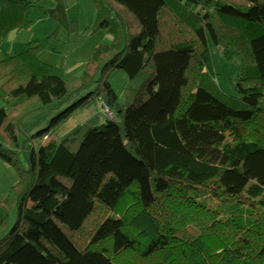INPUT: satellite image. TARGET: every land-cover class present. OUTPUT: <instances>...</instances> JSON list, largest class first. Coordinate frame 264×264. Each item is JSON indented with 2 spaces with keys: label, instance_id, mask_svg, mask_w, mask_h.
<instances>
[{
  "label": "trees",
  "instance_id": "16d2710c",
  "mask_svg": "<svg viewBox=\"0 0 264 264\" xmlns=\"http://www.w3.org/2000/svg\"><path fill=\"white\" fill-rule=\"evenodd\" d=\"M92 1L113 41L76 88L38 41L0 61V160L19 175L0 264H264V0ZM33 7L0 0V42ZM212 44L242 62L237 95L216 83ZM93 101L114 118L66 130ZM70 102L20 143L23 119Z\"/></svg>",
  "mask_w": 264,
  "mask_h": 264
},
{
  "label": "rangeland",
  "instance_id": "374dc122",
  "mask_svg": "<svg viewBox=\"0 0 264 264\" xmlns=\"http://www.w3.org/2000/svg\"><path fill=\"white\" fill-rule=\"evenodd\" d=\"M28 1L34 6L29 14L32 25L28 29L19 31L18 35H14L16 31L10 33L5 41L0 42V60L6 57L4 51L14 53L9 50L14 42L16 51L22 53L24 52L22 48H17L19 45L25 42L28 46L31 41H38L37 43L43 45L40 59L46 64L61 69L68 85L76 88L97 47L111 45L112 35L104 29L95 28L97 12L92 0H61L64 5L62 11H58L59 0ZM47 11H55V15H50ZM211 63L216 83L221 91L226 95H237L236 84L242 68L240 58L236 55L227 58L215 44H212ZM110 81L118 94L119 103L123 105L125 91L129 86L128 76L122 70H116L110 76ZM1 106L3 103L0 104ZM102 108V102L93 101L65 125L66 130L79 125L80 122V125H83V120L91 116L95 118L103 110ZM18 132L20 143L23 144L25 136L20 129ZM0 164V193H4L3 198H5L18 182L19 175L13 166L7 165V167L3 161H0ZM15 216L14 210L10 217V225Z\"/></svg>",
  "mask_w": 264,
  "mask_h": 264
},
{
  "label": "crops",
  "instance_id": "0c3cea01",
  "mask_svg": "<svg viewBox=\"0 0 264 264\" xmlns=\"http://www.w3.org/2000/svg\"><path fill=\"white\" fill-rule=\"evenodd\" d=\"M19 31H16V34L14 35H18ZM111 37V36H110ZM111 41H113V36L111 37ZM15 40H12V42H14ZM11 49L10 52H14V53H9L7 51H4V53L6 54V57L7 56H13V55H16L18 53H20L19 51H16V44L15 42L11 45ZM27 44L24 42L22 43L21 45H19L17 48H22L23 51H25L27 49ZM22 52V51H21ZM4 59V58H3ZM2 60V59H1ZM0 60V61H1ZM78 99L77 96H75L71 102H74ZM68 103L64 106H62L61 108L59 109H56V110H40V111H36L32 114H30L29 116H27L25 119H23L19 125V129L22 131V134L24 136H32L33 134H35L36 132H38L39 130L41 129H44L45 127L48 126L49 122L56 116L58 115L61 111H63L67 105L71 104ZM2 102H0L1 104ZM103 107V106H102ZM103 109V108H102ZM77 116V113L76 115ZM74 116V117H75ZM73 117V118H74ZM72 118V119H73ZM71 119V120H72ZM107 119V115L103 110H101V112L95 117V118H92L89 117L88 119H85L83 120V124H86L88 126H98V125H101L103 124ZM70 120V121H71ZM81 123V122H80ZM79 123V124H80ZM76 127V126H75ZM70 129V128H69ZM1 161V160H0ZM5 163V162H3ZM1 165V164H0ZM7 166V164H5ZM8 167V166H7ZM1 190V189H0ZM4 193H0V198H3L4 197Z\"/></svg>",
  "mask_w": 264,
  "mask_h": 264
},
{
  "label": "built area",
  "instance_id": "2783aa9c",
  "mask_svg": "<svg viewBox=\"0 0 264 264\" xmlns=\"http://www.w3.org/2000/svg\"><path fill=\"white\" fill-rule=\"evenodd\" d=\"M104 107L106 108L105 105H104ZM105 113H106L107 117L114 118L113 114L107 108L105 109Z\"/></svg>",
  "mask_w": 264,
  "mask_h": 264
},
{
  "label": "bare ground",
  "instance_id": "6f19581e",
  "mask_svg": "<svg viewBox=\"0 0 264 264\" xmlns=\"http://www.w3.org/2000/svg\"><path fill=\"white\" fill-rule=\"evenodd\" d=\"M112 113V112H111ZM113 114V113H112ZM114 116V115H113Z\"/></svg>",
  "mask_w": 264,
  "mask_h": 264
}]
</instances>
